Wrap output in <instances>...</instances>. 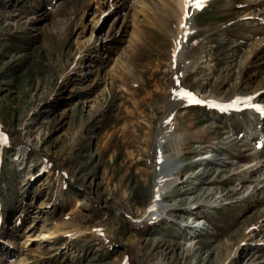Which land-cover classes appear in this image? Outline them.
<instances>
[{"label": "rangeland", "instance_id": "374dc122", "mask_svg": "<svg viewBox=\"0 0 264 264\" xmlns=\"http://www.w3.org/2000/svg\"><path fill=\"white\" fill-rule=\"evenodd\" d=\"M196 3L0 0V264H264V0Z\"/></svg>", "mask_w": 264, "mask_h": 264}, {"label": "bare ground", "instance_id": "6f19581e", "mask_svg": "<svg viewBox=\"0 0 264 264\" xmlns=\"http://www.w3.org/2000/svg\"><path fill=\"white\" fill-rule=\"evenodd\" d=\"M183 6H184V0H180V8H181V13L183 12ZM115 79H113L114 81ZM114 83V82H113ZM112 83V84H113ZM197 229L198 231L202 229L203 223L202 222H198V220L194 223H192Z\"/></svg>", "mask_w": 264, "mask_h": 264}, {"label": "snow or ice", "instance_id": "6c2138e0", "mask_svg": "<svg viewBox=\"0 0 264 264\" xmlns=\"http://www.w3.org/2000/svg\"><path fill=\"white\" fill-rule=\"evenodd\" d=\"M186 2H190V0H186ZM204 2L205 0H197L196 6L199 7ZM261 111H264V109H262ZM6 142H7V138L0 135V143H6Z\"/></svg>", "mask_w": 264, "mask_h": 264}]
</instances>
